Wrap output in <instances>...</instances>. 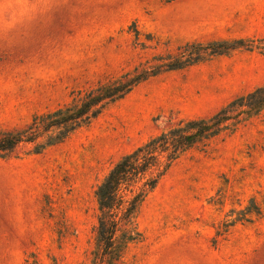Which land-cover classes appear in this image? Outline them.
Returning a JSON list of instances; mask_svg holds the SVG:
<instances>
[{"label":"rangeland","instance_id":"obj_1","mask_svg":"<svg viewBox=\"0 0 264 264\" xmlns=\"http://www.w3.org/2000/svg\"><path fill=\"white\" fill-rule=\"evenodd\" d=\"M153 71L64 142L0 158V264H89L113 165L264 85V0H0L1 130ZM238 119L160 179L121 264H264V109Z\"/></svg>","mask_w":264,"mask_h":264},{"label":"trees","instance_id":"obj_2","mask_svg":"<svg viewBox=\"0 0 264 264\" xmlns=\"http://www.w3.org/2000/svg\"><path fill=\"white\" fill-rule=\"evenodd\" d=\"M214 45V44H212ZM225 51L228 43L223 42ZM190 47L197 45H189ZM213 53H218L213 51ZM198 58L166 64L165 71L181 69ZM160 71L126 74L99 84L95 89L78 91L71 103L54 111L34 115L22 129H0V158H7L22 144L32 152L64 142L72 133L90 124L108 105L122 99L136 85ZM264 109V85L240 96L209 118L181 121L175 127L149 139L122 156L96 187L97 225L89 264H121L127 244L136 240L135 217L144 199L156 188L171 166L194 145L208 140L241 120ZM235 119V120H234ZM228 121H235L227 124Z\"/></svg>","mask_w":264,"mask_h":264}]
</instances>
